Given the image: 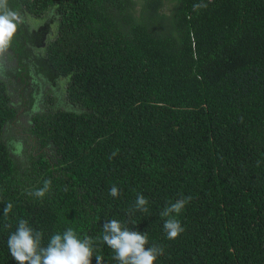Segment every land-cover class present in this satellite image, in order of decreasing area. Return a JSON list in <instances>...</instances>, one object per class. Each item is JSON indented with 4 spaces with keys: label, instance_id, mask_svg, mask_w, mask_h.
Instances as JSON below:
<instances>
[{
    "label": "trees",
    "instance_id": "trees-1",
    "mask_svg": "<svg viewBox=\"0 0 264 264\" xmlns=\"http://www.w3.org/2000/svg\"><path fill=\"white\" fill-rule=\"evenodd\" d=\"M8 6L23 21L8 48L22 79L30 44L48 29H29L23 13L56 16L39 65L66 78L75 108L35 110L31 98L26 135L37 150L21 171L2 137L17 111L0 77V264H18L7 241L21 219L44 244L67 228L92 237V264L97 254L119 264L101 239L112 219L163 248L156 264H264V0ZM46 180L43 198L29 195ZM138 194L148 213L135 210ZM189 196L173 214L184 231L170 240L160 214Z\"/></svg>",
    "mask_w": 264,
    "mask_h": 264
},
{
    "label": "clouds",
    "instance_id": "clouds-1",
    "mask_svg": "<svg viewBox=\"0 0 264 264\" xmlns=\"http://www.w3.org/2000/svg\"><path fill=\"white\" fill-rule=\"evenodd\" d=\"M208 5L201 2L193 5V10L207 8ZM23 23L20 15L9 8L8 0H0V57L10 47L19 24ZM113 156L116 155L114 152ZM51 185L46 180L42 188L29 193L38 198H43ZM113 197L119 196V189L113 186L110 190ZM191 197L178 199L171 203L162 212V217H168L164 221V230L168 239H176L184 231L178 216ZM12 205L7 204L4 215L7 216ZM135 210L148 213V200L143 194H138ZM175 214V216L173 215ZM102 241L113 250V259L119 264H156L157 258L163 255V248L157 245H149L146 233L132 231L120 221L112 219L103 225ZM43 233L34 230L26 220L21 219L16 230L8 237V248L11 256L18 264H92L94 256V240L90 236L81 239L72 228H67L63 233H54L47 244L42 242ZM97 264H104L102 255H95Z\"/></svg>",
    "mask_w": 264,
    "mask_h": 264
},
{
    "label": "rangeland",
    "instance_id": "rangeland-1",
    "mask_svg": "<svg viewBox=\"0 0 264 264\" xmlns=\"http://www.w3.org/2000/svg\"><path fill=\"white\" fill-rule=\"evenodd\" d=\"M50 12H45L41 16H33L29 13H23L29 29H36L47 22L48 29L40 38V43L30 44L29 53L25 57L26 75L25 83L22 81V75L18 73L16 58L11 49L0 57V77L5 80L7 90L11 97V102L16 108L17 116L13 123H8L4 127L2 134L3 140L7 143L11 156L13 157L18 168L22 171L31 164V159L37 147H33L28 140L27 128L29 119L33 113L30 107L31 98L35 100V110L46 109L47 102H51V108H75L66 100V78L62 76L50 77L42 69L39 62L44 52V45L48 39L55 36L56 33V16L49 18ZM21 91V92H19ZM33 96V97H32ZM25 97V98H24ZM50 98L52 101H50ZM22 142L19 149L16 148L17 142ZM47 152H51V146L45 147Z\"/></svg>",
    "mask_w": 264,
    "mask_h": 264
},
{
    "label": "flooded vegetation",
    "instance_id": "flooded-vegetation-1",
    "mask_svg": "<svg viewBox=\"0 0 264 264\" xmlns=\"http://www.w3.org/2000/svg\"><path fill=\"white\" fill-rule=\"evenodd\" d=\"M25 79H26V76H25L24 79H22V81H24V83H25ZM19 92H21V91H19ZM24 98H25V97H24ZM21 143H22V142H19V141L17 142V145H16V148H17V149H19V148L21 147V145H22Z\"/></svg>",
    "mask_w": 264,
    "mask_h": 264
}]
</instances>
